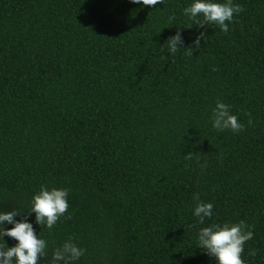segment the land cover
I'll list each match as a JSON object with an SVG mask.
<instances>
[{"label": "trees", "instance_id": "1", "mask_svg": "<svg viewBox=\"0 0 264 264\" xmlns=\"http://www.w3.org/2000/svg\"><path fill=\"white\" fill-rule=\"evenodd\" d=\"M194 2L0 0V214L47 241L38 264L69 239L86 249L74 264H218L200 229L241 220V258L264 264V0H233L227 34L186 17ZM218 100L243 131L213 128ZM42 185L69 193L51 230L27 215ZM197 193L214 206L203 224Z\"/></svg>", "mask_w": 264, "mask_h": 264}, {"label": "clouds", "instance_id": "2", "mask_svg": "<svg viewBox=\"0 0 264 264\" xmlns=\"http://www.w3.org/2000/svg\"><path fill=\"white\" fill-rule=\"evenodd\" d=\"M134 4H142L145 7H155L163 4V0H130ZM244 11L239 4H234L233 0H226L225 3L213 2V0H195L193 4L184 9L183 14L190 20L205 28V25H216L223 33L229 32V23L233 22L234 17ZM202 17V19H201ZM175 17H169V22ZM205 33H201L196 38L194 48H184L187 55L193 56L194 50H199L200 41L204 38ZM183 40L180 32L170 37L164 47L172 56L181 50ZM212 71H218L213 67ZM250 115V114H249ZM212 126L217 131L229 130L233 133H240L245 129V125L240 123L237 116L231 114V106L221 101H217L215 108L212 110ZM249 126L252 120L248 121ZM193 153L189 152L185 155V159L191 160ZM207 164L201 165V169H205ZM68 190L52 188L49 190L47 186L42 185L38 194H36L31 203L28 216L35 213L36 223L40 226L46 225L49 230L53 229L61 217L71 219L68 213ZM193 199L197 201L194 208V215L203 224L206 218L213 215V204L200 201L199 194H194ZM23 217V222H18L15 217ZM12 224L13 228L6 230L4 225ZM7 236L16 241L18 244L8 248L3 242V238ZM254 233L250 230L248 224L241 220L235 224H214L209 227L200 229L198 233V246L205 250V253L215 258L218 264H245L241 258L244 252V245L253 239ZM0 264H38L40 257L46 255L47 241L38 238L33 225L27 222V217L21 215L17 211H11L0 214ZM86 252V249L78 247L71 239L65 241L62 246L56 248L52 256V264H74ZM250 256H255L256 251H250Z\"/></svg>", "mask_w": 264, "mask_h": 264}]
</instances>
